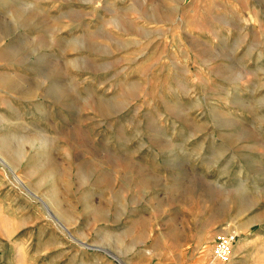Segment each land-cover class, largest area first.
I'll return each mask as SVG.
<instances>
[{
  "label": "rangeland",
  "instance_id": "374dc122",
  "mask_svg": "<svg viewBox=\"0 0 264 264\" xmlns=\"http://www.w3.org/2000/svg\"><path fill=\"white\" fill-rule=\"evenodd\" d=\"M0 158V264L264 234V0H0Z\"/></svg>",
  "mask_w": 264,
  "mask_h": 264
},
{
  "label": "crops",
  "instance_id": "0c3cea01",
  "mask_svg": "<svg viewBox=\"0 0 264 264\" xmlns=\"http://www.w3.org/2000/svg\"><path fill=\"white\" fill-rule=\"evenodd\" d=\"M263 248L264 234H243L242 236L239 234L229 264H264Z\"/></svg>",
  "mask_w": 264,
  "mask_h": 264
},
{
  "label": "built area",
  "instance_id": "2783aa9c",
  "mask_svg": "<svg viewBox=\"0 0 264 264\" xmlns=\"http://www.w3.org/2000/svg\"><path fill=\"white\" fill-rule=\"evenodd\" d=\"M239 239L237 232L221 233L213 240L210 259L207 264H229L234 246Z\"/></svg>",
  "mask_w": 264,
  "mask_h": 264
},
{
  "label": "bare ground",
  "instance_id": "6f19581e",
  "mask_svg": "<svg viewBox=\"0 0 264 264\" xmlns=\"http://www.w3.org/2000/svg\"><path fill=\"white\" fill-rule=\"evenodd\" d=\"M1 157H2V156H1ZM0 160H1V162L5 163L6 165H9V163H7V160H6V159H5L6 161H5L3 158H0ZM13 172H14L13 175H14L15 182H16L17 184H20L21 186H25V187H26L24 181L22 180L21 177H19V176L17 175V172H16L15 169H14ZM239 233H240V232H239Z\"/></svg>",
  "mask_w": 264,
  "mask_h": 264
}]
</instances>
